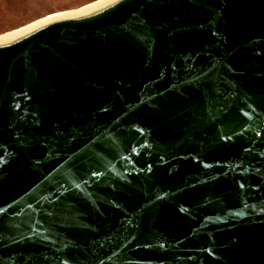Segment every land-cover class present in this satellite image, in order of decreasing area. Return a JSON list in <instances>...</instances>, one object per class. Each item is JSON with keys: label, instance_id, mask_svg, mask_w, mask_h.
Instances as JSON below:
<instances>
[{"label": "water", "instance_id": "1", "mask_svg": "<svg viewBox=\"0 0 264 264\" xmlns=\"http://www.w3.org/2000/svg\"><path fill=\"white\" fill-rule=\"evenodd\" d=\"M0 264H264V0L0 43Z\"/></svg>", "mask_w": 264, "mask_h": 264}, {"label": "rangeland", "instance_id": "2", "mask_svg": "<svg viewBox=\"0 0 264 264\" xmlns=\"http://www.w3.org/2000/svg\"><path fill=\"white\" fill-rule=\"evenodd\" d=\"M98 1L100 0H0V36Z\"/></svg>", "mask_w": 264, "mask_h": 264}, {"label": "bare ground", "instance_id": "3", "mask_svg": "<svg viewBox=\"0 0 264 264\" xmlns=\"http://www.w3.org/2000/svg\"><path fill=\"white\" fill-rule=\"evenodd\" d=\"M113 0H100L98 2H95L93 4H90V5H87L79 10H76V11H72V12H69V13H64V14H56V15H53V16H50V17H47L43 20H40V21H37L25 28H22L20 30H17V31H14L10 34H7V35H4V36H0V43H3V42H7L13 38H16L24 33H26L28 30H31L39 25H42V24H46L48 23L49 21L51 20H55V19H62V18H67V17H73V16H77V15H80V14H84V13H87L91 10H94L96 8H99L101 7L102 5L106 4V3H109Z\"/></svg>", "mask_w": 264, "mask_h": 264}]
</instances>
